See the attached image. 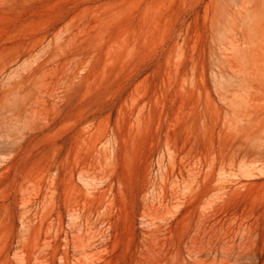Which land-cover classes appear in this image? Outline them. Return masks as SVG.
I'll return each mask as SVG.
<instances>
[{"label":"rangeland","instance_id":"374dc122","mask_svg":"<svg viewBox=\"0 0 264 264\" xmlns=\"http://www.w3.org/2000/svg\"><path fill=\"white\" fill-rule=\"evenodd\" d=\"M4 66L0 264H264V0H0Z\"/></svg>","mask_w":264,"mask_h":264},{"label":"bare ground","instance_id":"6f19581e","mask_svg":"<svg viewBox=\"0 0 264 264\" xmlns=\"http://www.w3.org/2000/svg\"><path fill=\"white\" fill-rule=\"evenodd\" d=\"M56 31V30H55ZM58 34V35H57ZM56 35L57 36H59V37H57L56 39H60V40H64V42H65V44H66V46L68 45V46H72L73 47V50H72V53H71V55H70V57H68L67 58V66L69 65V64H72L71 62H72V60H74V62H75V59L76 58H78V57H89L90 59H91V61H94L96 58H95V56L96 55H94L92 52H90V50L88 49V48H86V47H84L83 45H77L76 44V39H77V37H78V34L77 33H75V29H74V26H73V23L70 25V26H68L67 28H64L63 30H61L60 32H58ZM59 40V41H60ZM30 41V39H28V41H27V44L26 45H28V42ZM35 46H36V44L35 43H33ZM41 44V43H40ZM43 44V43H42ZM41 44V45H42ZM16 45V44H15ZM15 45H13L14 47V49H16V47L17 46H20V44L18 43V45L17 46H15ZM26 45H24V46H26ZM39 45V44H38ZM67 46V47H68ZM30 47H32V46H30ZM40 47V46H39ZM24 48V47H23ZM29 48V47H28ZM13 49V50H14ZM31 49V48H30ZM29 49V50H30ZM38 49V48H37ZM34 52H36L35 50H34ZM33 52V53H34ZM31 53V52H30ZM16 54H18L17 52H16ZM24 54V53H23ZM20 55V54H19ZM24 56V55H23ZM22 57V56H21ZM20 56H17V57H13V59L11 60V62L14 64V63H16L20 58H21ZM10 61V60H9ZM11 62H8L9 63V66L10 65H12V63ZM8 63H7V65H8ZM37 63V62H36ZM43 64V63H42ZM43 65H45V62H44V64ZM43 65H41L40 64V62H38L37 64H36V66H34L31 70H30V72H29V77L30 76H33V75H35L36 73H37V71H39V70H41L42 69V67H43ZM55 65L56 66H54V68H56L57 67V64L55 63ZM64 66V68H65V64L63 65ZM69 66H71V67H67V68H65V69H67L68 71L69 70H72V66H73V64L72 65H69ZM6 66H4V68H5ZM0 69V77H1V80H2V78H3V76H7L6 74H7V71H9V69L10 68H7V70H5V69ZM53 68V69H54ZM70 68V69H69ZM75 75V74H74ZM76 77H78L79 78V74L78 75H76ZM75 77V78H76ZM6 78H4V80H5ZM63 80H65V78H63ZM3 81V80H2ZM37 85V84H36ZM40 89V88H39ZM41 90V89H40ZM43 92V91H42ZM41 92V93H42ZM39 94H40V92H38ZM37 93V94H38ZM26 95V94H25ZM25 95H24V97H25ZM42 94H40V96H41ZM38 96L37 95V97H36V100L33 102V103H35V104H37V103H41V102H43L44 101V99H43V96ZM8 97V96H7ZM65 97V96H64ZM63 96H62V98H64ZM26 98H28V100H29V102H31V101H33V97H31V96H27ZM42 98V99H41ZM26 101V100H25ZM33 103H32V105H33ZM58 104L59 103H56V101L55 102H53V107L55 106H58ZM30 105V104H29ZM43 105H44V103H43ZM36 106V105H35ZM40 106V105H39ZM43 106H41V108H42ZM61 107V106H60ZM59 107V108H60ZM32 108V110H31V112H32V114H36L37 112L35 111V109H36V107H31ZM30 108V109H31ZM40 108V109H41ZM44 108V107H43ZM56 108H58V107H56ZM58 108V109H59ZM88 185V184H87ZM225 238V237H224ZM226 242V241H225ZM225 244V243H224ZM190 252V251H189ZM191 253V252H190Z\"/></svg>","mask_w":264,"mask_h":264}]
</instances>
